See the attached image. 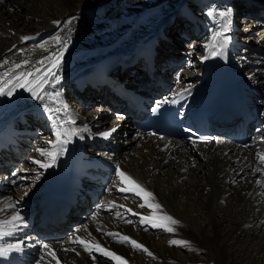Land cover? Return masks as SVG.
<instances>
[{"label":"bare ground","instance_id":"6f19581e","mask_svg":"<svg viewBox=\"0 0 264 264\" xmlns=\"http://www.w3.org/2000/svg\"><path fill=\"white\" fill-rule=\"evenodd\" d=\"M185 4L186 8L183 10ZM234 4L241 6L238 0H4L0 3V77L18 70L16 64H20L23 71L39 68L43 73L50 66L53 54H58L61 47L66 45L59 69H53L60 79L57 82L50 77L49 83L45 85L44 95L48 105L52 103L60 106L61 101L68 104V88L63 84L91 60L101 56L105 58L104 55L112 52L130 55L142 49L143 44L139 43L144 37L154 34L168 35V31H172L177 35L176 29H181L182 26L175 23L172 26L173 22L166 26L167 16L169 22L172 16L181 17L194 6L205 11L207 17H211L208 12L213 9H230L231 17L235 20ZM167 6H170L171 11L164 13ZM157 11L164 15L143 28L138 27L145 24V17L149 16L151 20ZM219 18L221 26L218 31L224 24V19ZM177 19L179 18L175 20ZM192 21L203 34V38L197 42L208 43L214 32L212 28L203 22ZM178 34L182 35V31ZM228 35L231 37V31ZM24 36L32 38L24 41L21 39ZM56 38L62 43H58ZM171 39L176 41L174 36ZM229 44L230 42L227 46ZM205 55H208L206 50L205 53L198 52L196 62L204 64L208 60L203 59ZM247 57L248 53L243 61L235 62V83L246 82V79L247 82L252 81V71L246 77L242 73L246 68ZM24 61L29 63L25 65ZM221 64L227 69L222 60ZM198 71H186L185 86L192 84ZM253 74L257 85L264 87V70L254 71ZM175 86L177 89L182 88L181 82H177ZM235 86L238 87V84ZM57 92L61 94L58 98L55 97ZM32 101L35 105L44 106L37 104V99L32 95L25 103ZM20 102L23 101L18 103ZM262 105L264 107V102ZM97 109L88 111L82 120L87 122L88 128L79 127L72 112L71 126L63 125L62 131L74 128L77 134L93 133L95 138L102 137L100 133H96V129L102 125L101 119L97 120L93 114ZM103 109L104 107H99V110ZM77 110H80L79 106ZM127 127V123L122 126L121 137L128 136L123 138V148L117 151L113 160L120 170L152 192L155 202L162 205L163 212L179 220L180 224L174 226V233L141 224L140 217L151 215L152 210L139 207L144 203L140 197L119 191L124 185L120 184L115 173L112 193L105 196L101 213L92 216L98 221L83 222L84 230L79 233V237L98 241L103 247L124 257L128 264H256L260 261L264 264V163L257 158L258 153L264 154V149L262 152L255 150L249 154H240L239 149L233 145L210 143L195 147L168 138L153 139L145 134L137 136ZM108 128L109 125L98 131ZM76 136L71 137V145H74ZM117 136V132H112L113 138ZM43 142L50 145V141L43 140L36 144L37 150H47L42 147ZM45 158L40 151L32 155L30 164L35 165L32 171L41 169L33 161L45 162ZM42 169L39 179L35 177L34 182L36 187L45 184L41 193L47 186L50 168ZM40 197L38 192L24 187L5 191L0 194V221L8 220L16 214L23 216L20 210L27 207L23 202H33ZM9 204L15 207L9 208ZM121 205L126 207H120ZM126 208H131L138 215L128 213ZM117 212L120 213L119 217ZM122 218L131 223L119 222ZM9 230L10 225L5 228V231ZM108 232H118L142 243L154 254L155 259L143 251L134 250L128 244L124 246L110 239L106 235ZM14 234L15 231L7 236ZM172 239L189 241L193 250L170 245L169 241ZM74 240L49 244L59 264H115V261L95 251L87 255L82 246L74 247L77 245ZM41 257L49 259V264H56V259L47 255L45 250L41 252L40 259Z\"/></svg>","mask_w":264,"mask_h":264},{"label":"snow or ice","instance_id":"6c2138e0","mask_svg":"<svg viewBox=\"0 0 264 264\" xmlns=\"http://www.w3.org/2000/svg\"><path fill=\"white\" fill-rule=\"evenodd\" d=\"M4 0H0V3H3ZM209 16H218L224 19V24L222 28L219 31H214L212 34V37L208 43L204 45L208 55H205L203 59H208L209 56H216V55H223L224 49L227 46V44L230 42L231 37L228 35V33L231 31V25H232V13L231 10H225V11H217L215 9L208 12ZM71 23V21H68ZM58 23V22H54ZM32 37L24 36L21 39L24 41H27L31 39ZM58 43H62L59 38H56ZM66 50V45L62 46L58 54H53L51 57V63L50 66L46 71L41 73V69L37 68L34 71H21L18 74H12V73H5L4 77H0V96H11L16 89H24L31 93L33 98L44 101L46 92L45 85L49 83V78L55 79L57 82L59 81V76L57 75V72L53 71V69H59L61 58L64 55V51ZM29 62L24 61V64L27 65ZM42 63V62H41ZM15 67L19 69L21 67L20 64H16ZM60 93H55V97H60ZM168 102V101H165ZM175 103V100L171 101ZM161 105H157L153 111H158L159 107ZM45 111L51 114L53 111L56 113H59L60 111H67V104L60 102V106L57 107L55 110H53L47 103L44 105ZM50 119H52V116H49ZM63 126H61L62 128ZM116 128H112L108 132L101 133V136L104 138H108L112 132H115ZM77 135L76 129H70L68 131H62L57 130L55 133L56 141L53 145L54 149L53 151L48 150H38L40 151L41 156L48 157L47 162H41L39 160H34L33 163L39 165L40 168H50L52 167L60 152L63 151V146L67 145L71 142V137ZM52 143V142H50ZM257 158L260 160L261 163H264V154H257ZM259 171V169H257ZM116 174L119 178V182L121 185H124L123 187L119 188V191L125 192V193H132L138 197L141 198V200L144 201V203H141L139 205L140 208H149L152 210L151 215L148 216H141L140 217V223L141 224H147L150 225L153 228H159L163 229L164 231L168 233H174L175 227L180 224V221L172 217L171 215L167 214L166 212H163L162 205L158 202H155V196L152 192L146 190L141 184H139L136 180H134L131 176H128L125 172L120 170L119 166H117ZM36 179H39V174H37ZM257 183H260V181H257ZM127 198V197H125ZM115 207V205H113ZM9 208L15 207V205L9 204ZM120 207H126L121 205ZM126 211L128 213H131L132 215H138V213L133 212L131 208H126ZM117 217L120 216V213H116ZM126 223H131L130 220H126ZM24 218L19 215H13L10 219L5 221H0V239L7 235L13 234V231H18L24 226ZM11 226V230L5 231V228L8 226ZM101 230V229H98ZM106 235L112 237L114 240L121 244H128L130 245L134 250H140L146 253L149 257H152L155 259L154 254L149 251L142 243L137 242L136 240L132 239L131 237L127 235H123L118 232H108ZM75 243H79L86 252H88L90 255L95 251L100 253L104 257H108L111 260L115 261V264H128V261L120 256L117 255L115 252L108 250L107 248L103 247L98 241H92V240H84L80 237H76L74 240ZM170 245H177L181 247H189V250H193L190 247V242L186 240H177L172 239L169 241ZM41 247L46 251V254L51 256L52 259H56V264H59V260L56 258L55 252L52 250L51 246L49 244H42ZM21 250V244H8L7 246H0V256H8V254L12 251H20ZM43 260V257H41ZM95 259V257H93Z\"/></svg>","mask_w":264,"mask_h":264},{"label":"rangeland","instance_id":"374dc122","mask_svg":"<svg viewBox=\"0 0 264 264\" xmlns=\"http://www.w3.org/2000/svg\"><path fill=\"white\" fill-rule=\"evenodd\" d=\"M188 5H189V3H188ZM188 5H187V7H188ZM234 6H235V4H234ZM236 8L234 9L235 10V12H234V14H235V17H236V15H237V12H238V8H240V6L238 7L237 5L235 6ZM170 8V6H167L166 7V9H165V12L164 13H167V12H170L171 11V9H169ZM185 8H186V4L184 5V9L183 10H185ZM234 8V7H233ZM232 8V9H233ZM169 9V10H168ZM178 9H179V5H178ZM177 9V10H178ZM180 10V9H179ZM179 10H178V12H179ZM163 13V12H162ZM162 13H160V12H156L153 16H152V19L150 20V18H149V16H147V17H145L143 20H145V24H142V25H140V26H138L139 28H143V27H145L146 26V24H150L151 23V21H154V20H158V19H160L163 15H162ZM174 15V14H173ZM181 16V15H180ZM173 17V16H172ZM171 17V19H170V21L168 22V16H167V20H166V26H168V24L170 25L173 21H174V19H176V18H179V17H173L172 18ZM182 17V16H181ZM239 21V20H238ZM1 25V24H0ZM240 31H242V30H240ZM169 33H168V36H170L171 38H173V36H174V34L172 33V31H168ZM129 40V39H128ZM131 41H134V39H130ZM178 42V41H177ZM263 79H264V77H262ZM192 167H194V166H192ZM245 176V178H247V175H244ZM243 176V177H244ZM240 183H242V182H240ZM121 223H123V222H121ZM124 224V223H123ZM151 237H153V236H151ZM110 239H113L112 237H109ZM156 239V238H155ZM124 246H126L127 244H123ZM258 262H256V264H257ZM258 264H263L261 261L258 263Z\"/></svg>","mask_w":264,"mask_h":264}]
</instances>
